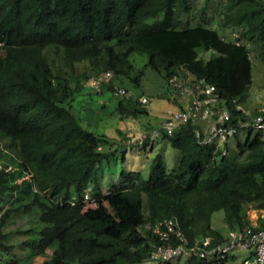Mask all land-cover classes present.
Instances as JSON below:
<instances>
[{"label": "trees", "instance_id": "16d2710c", "mask_svg": "<svg viewBox=\"0 0 264 264\" xmlns=\"http://www.w3.org/2000/svg\"><path fill=\"white\" fill-rule=\"evenodd\" d=\"M190 9V0H0V260L145 264L165 218L175 217L192 243L210 237L213 244L226 235L213 224L215 212L225 210L230 229H242L251 225L249 207L264 209V130L203 143L201 125L191 121L142 145L125 138V149L164 138L179 151L178 164L169 170L158 154L148 176L122 171L119 185L109 186L115 201L102 204V174L114 151L106 148L109 136L73 110L74 101L90 85L119 97L122 114L147 113L144 93L114 95L129 89L127 80L141 85L144 70L134 54L147 53L145 67L170 84L182 70L193 75L188 83L215 84L234 121L244 118L237 103L250 107V44L264 58V0H226L221 7L222 26L241 30L237 40L211 24L183 25L178 15ZM199 48L212 56L201 58ZM107 72L112 76L97 91L91 80ZM88 187L104 209L87 206ZM133 212L141 219L130 218ZM19 218L26 226L4 229ZM16 231L25 234L21 252L14 251ZM231 256L185 257V264H227Z\"/></svg>", "mask_w": 264, "mask_h": 264}, {"label": "rangeland", "instance_id": "374dc122", "mask_svg": "<svg viewBox=\"0 0 264 264\" xmlns=\"http://www.w3.org/2000/svg\"><path fill=\"white\" fill-rule=\"evenodd\" d=\"M190 1V11L184 14L179 13L178 15L182 18L183 25H213L219 33L225 35L227 39H238L241 30L234 29L231 26H222L223 12L221 7L225 5L226 0H210L209 2H207V0ZM250 48L252 49L251 55L253 58V85L249 90L247 98L251 108L256 105V100L259 101L264 98V58L258 56L260 51L256 49L253 44H250ZM198 52L201 58H210L212 56L211 51H206L203 48H199ZM147 59V53H136L132 56L137 70H144L141 85L139 87L135 86L129 80L124 83L133 94L141 95L144 93L148 96L150 101L147 113H142L138 116L122 114V112L116 109L119 97L113 96L112 93L108 91L97 94L90 85L86 87L88 91L87 95L79 92L76 95L77 99L74 101L73 110L77 114L83 116L86 121L91 122V129L109 136L110 142L106 144V148H110L114 151L111 164L105 165V171L102 174L101 191L103 195L101 196V200L104 201L102 203L103 205L115 201L114 196L116 194L110 193L109 186L119 185L122 179L120 177L122 171L137 170L143 172L145 176H148L151 163L158 154L164 156L169 170H174L178 164L179 151L164 138H158L152 145L150 143L144 148L135 146L125 149L122 143L126 137L138 136L148 131V127H157L166 116L179 108L180 103L188 101L186 94L176 90L172 84L166 81L164 75L150 67H145ZM180 74L182 75V78L180 77L182 80H188V78H190L189 74L191 73L182 70ZM191 76L193 75L191 74ZM174 98H177L179 103L173 100ZM102 103L105 104L103 105ZM239 136L244 140V133H241ZM123 153L125 154V159L123 158ZM98 203L99 202L95 201V198H93L91 201H88L87 206L89 208L98 206L104 209V206ZM128 209L132 210L135 208L133 206H128ZM135 213L136 212H133L130 218L133 220H140L141 217ZM247 215L251 225L258 226L264 224V209L249 207L247 209ZM225 217V210L222 209L215 212L213 215V224L216 228L227 233L230 230V226L227 224ZM19 225L21 227L26 226L24 218H19L18 222L7 225L4 229L9 231L10 229H16ZM24 237L25 234L18 231L12 235L14 241H20V245H17L14 251L21 252L22 249H24L22 248V240ZM232 255L233 257L231 256L228 259L227 264H241L247 252L238 250L234 251ZM7 257H9V259L0 260V264L12 262L11 255ZM186 261L187 259L183 257L181 262L172 261L170 264H185ZM191 264H194V262Z\"/></svg>", "mask_w": 264, "mask_h": 264}, {"label": "built area", "instance_id": "2783aa9c", "mask_svg": "<svg viewBox=\"0 0 264 264\" xmlns=\"http://www.w3.org/2000/svg\"><path fill=\"white\" fill-rule=\"evenodd\" d=\"M111 76L112 72H107L94 77L90 83L100 91L102 83ZM170 81L180 93L186 94L188 103L171 112L157 127L138 136L126 137V143L142 145L147 140H154L161 132L171 133L176 127L189 121L201 125L197 129V136L203 143L226 141L241 133L245 135L250 130H264V98L259 101L255 99L254 107L260 109L257 114H253L250 107L237 103V108L244 114V118L234 121L230 109L221 102L215 84L205 78L188 83L177 75L172 76ZM130 93V89L120 88L114 95ZM139 100L141 106L148 107L147 95L140 96ZM91 191V187L86 189L85 200L93 199ZM156 231L159 234V241L154 243L148 258L144 261L145 264L159 260L168 261L177 257L222 259L238 250L248 252L241 264H264V226L249 225L242 229H230L223 240L213 244L210 237H202L192 243L175 217L165 218Z\"/></svg>", "mask_w": 264, "mask_h": 264}, {"label": "crops", "instance_id": "0c3cea01", "mask_svg": "<svg viewBox=\"0 0 264 264\" xmlns=\"http://www.w3.org/2000/svg\"><path fill=\"white\" fill-rule=\"evenodd\" d=\"M187 99H188V97H187ZM178 103H179V102H178ZM187 103H188V101H185V102H183V103H180V104H179V107L182 106V105H186ZM246 252H247V251H246ZM247 255H248V252H247Z\"/></svg>", "mask_w": 264, "mask_h": 264}]
</instances>
